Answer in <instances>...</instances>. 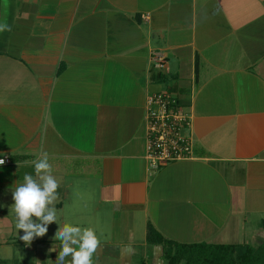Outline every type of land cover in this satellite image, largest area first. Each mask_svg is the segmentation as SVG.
I'll return each mask as SVG.
<instances>
[{
  "label": "crops",
  "instance_id": "crops-1",
  "mask_svg": "<svg viewBox=\"0 0 264 264\" xmlns=\"http://www.w3.org/2000/svg\"><path fill=\"white\" fill-rule=\"evenodd\" d=\"M4 22L0 248L55 264L58 225L26 245L11 209L44 150L57 223L95 228L98 264H165L150 225L179 244L264 250V0H0ZM166 90L192 118L194 159L154 171L146 102Z\"/></svg>",
  "mask_w": 264,
  "mask_h": 264
},
{
  "label": "clouds",
  "instance_id": "clouds-1",
  "mask_svg": "<svg viewBox=\"0 0 264 264\" xmlns=\"http://www.w3.org/2000/svg\"><path fill=\"white\" fill-rule=\"evenodd\" d=\"M3 31H11V26L6 22L0 23V32ZM37 155L40 158L31 162L35 177L25 173L23 182L16 183L12 189L14 203L11 209L19 239L30 245L34 238L46 235L49 224L54 222L58 227L53 240L59 241V245L54 243L49 251L53 252L59 248L55 264H98L101 245L96 229L81 228L67 222L62 225L57 223L55 205L59 200L57 189L61 181L52 174L49 153L41 150ZM4 163L5 161L0 159V165ZM48 205H52V208L49 209ZM32 216L40 222L31 220ZM20 230H23L22 236H19Z\"/></svg>",
  "mask_w": 264,
  "mask_h": 264
},
{
  "label": "built area",
  "instance_id": "built-area-1",
  "mask_svg": "<svg viewBox=\"0 0 264 264\" xmlns=\"http://www.w3.org/2000/svg\"><path fill=\"white\" fill-rule=\"evenodd\" d=\"M152 64L159 73H164L167 59L161 52L152 53ZM146 160L149 168L157 171L172 163L194 159L195 143L187 131L192 118L169 90L151 94L146 102ZM11 164L9 156L1 157Z\"/></svg>",
  "mask_w": 264,
  "mask_h": 264
},
{
  "label": "trees",
  "instance_id": "trees-1",
  "mask_svg": "<svg viewBox=\"0 0 264 264\" xmlns=\"http://www.w3.org/2000/svg\"><path fill=\"white\" fill-rule=\"evenodd\" d=\"M148 241L163 247L166 264H257L259 261L260 251L250 246L179 244L165 240L151 225Z\"/></svg>",
  "mask_w": 264,
  "mask_h": 264
},
{
  "label": "rangeland",
  "instance_id": "rangeland-1",
  "mask_svg": "<svg viewBox=\"0 0 264 264\" xmlns=\"http://www.w3.org/2000/svg\"><path fill=\"white\" fill-rule=\"evenodd\" d=\"M4 238H6V237H4ZM1 239H3V238H0V240ZM255 250H259V249L255 248ZM31 255H33V254L30 253L29 251L26 253V252H23V249H19V248H14V247L0 248V264H22V263L28 264L29 262H33V258H31V257H30L31 259L29 258V256H31ZM163 259H164V257H163ZM24 260H26V261L24 262ZM257 264H264V250H260L259 261Z\"/></svg>",
  "mask_w": 264,
  "mask_h": 264
}]
</instances>
